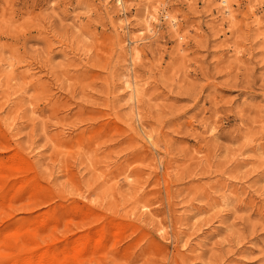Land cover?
<instances>
[{
	"label": "rangeland",
	"instance_id": "rangeland-1",
	"mask_svg": "<svg viewBox=\"0 0 264 264\" xmlns=\"http://www.w3.org/2000/svg\"><path fill=\"white\" fill-rule=\"evenodd\" d=\"M23 263L264 264V0H0Z\"/></svg>",
	"mask_w": 264,
	"mask_h": 264
},
{
	"label": "bare ground",
	"instance_id": "bare-ground-1",
	"mask_svg": "<svg viewBox=\"0 0 264 264\" xmlns=\"http://www.w3.org/2000/svg\"><path fill=\"white\" fill-rule=\"evenodd\" d=\"M152 16H153V15H150V17H152ZM148 21H149V20H148ZM148 21H147V23H148ZM149 23H150V22H149ZM149 23H148V24H149ZM137 52H139V51H137ZM137 52H136V53H137ZM27 258H28V256H27ZM22 259H23V258H22ZM26 260H27V259H26ZM29 260H30V259H29ZM23 264H24V263H23Z\"/></svg>",
	"mask_w": 264,
	"mask_h": 264
}]
</instances>
